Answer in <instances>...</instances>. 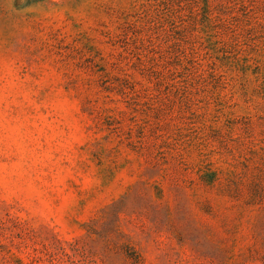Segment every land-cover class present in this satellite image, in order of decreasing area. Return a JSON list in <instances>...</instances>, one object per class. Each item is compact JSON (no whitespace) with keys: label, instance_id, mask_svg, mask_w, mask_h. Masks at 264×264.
I'll list each match as a JSON object with an SVG mask.
<instances>
[{"label":"rangeland","instance_id":"rangeland-1","mask_svg":"<svg viewBox=\"0 0 264 264\" xmlns=\"http://www.w3.org/2000/svg\"><path fill=\"white\" fill-rule=\"evenodd\" d=\"M0 264H264V0H0Z\"/></svg>","mask_w":264,"mask_h":264}]
</instances>
